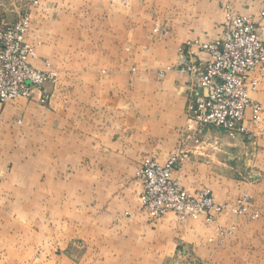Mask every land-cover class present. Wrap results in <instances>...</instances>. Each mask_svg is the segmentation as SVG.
Here are the masks:
<instances>
[{
    "label": "crops",
    "instance_id": "crops-1",
    "mask_svg": "<svg viewBox=\"0 0 264 264\" xmlns=\"http://www.w3.org/2000/svg\"><path fill=\"white\" fill-rule=\"evenodd\" d=\"M0 0V20L19 9ZM249 14L264 38V0H39L27 40L50 94L0 102V261L11 264H264V69L251 72L246 132L188 118L189 57L207 58L225 11ZM177 159L189 191L242 213L213 221L151 219L136 171Z\"/></svg>",
    "mask_w": 264,
    "mask_h": 264
},
{
    "label": "built area",
    "instance_id": "built-area-1",
    "mask_svg": "<svg viewBox=\"0 0 264 264\" xmlns=\"http://www.w3.org/2000/svg\"><path fill=\"white\" fill-rule=\"evenodd\" d=\"M29 25L26 13L14 22L0 20V102L30 98L35 89L41 94L40 102H47L50 94L45 86L56 82L53 70L38 68L32 62L36 49L27 40ZM197 46L207 58L189 56L180 66L191 80L188 118L199 128L214 126L230 135L246 132L243 121L247 108L254 122L262 115V106L249 96L257 85L251 72L264 69V38L259 23L249 14L227 8L221 35ZM176 165V158L160 163L147 156L137 169L136 177L142 184L139 199L149 218L174 212L181 219L211 222L226 210L242 213L247 209L244 197L233 205L218 204L208 188L189 191L173 176Z\"/></svg>",
    "mask_w": 264,
    "mask_h": 264
},
{
    "label": "rangeland",
    "instance_id": "rangeland-1",
    "mask_svg": "<svg viewBox=\"0 0 264 264\" xmlns=\"http://www.w3.org/2000/svg\"><path fill=\"white\" fill-rule=\"evenodd\" d=\"M36 2L35 3H32V2H22V0H14L13 1V6H15L16 8L19 9L18 11V17L22 14H28L29 18H30V7L31 6H34V5H37L39 3V0H35ZM12 2V0H11ZM28 3V4H27ZM18 19V18H17ZM31 20V19H30ZM16 21V20H15ZM14 22V21H13ZM0 264H11V262H1L0 261ZM35 264H42V261H36Z\"/></svg>",
    "mask_w": 264,
    "mask_h": 264
}]
</instances>
